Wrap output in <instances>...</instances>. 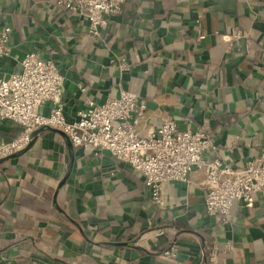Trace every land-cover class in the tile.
<instances>
[{
  "label": "crops",
  "instance_id": "0c3cea01",
  "mask_svg": "<svg viewBox=\"0 0 264 264\" xmlns=\"http://www.w3.org/2000/svg\"><path fill=\"white\" fill-rule=\"evenodd\" d=\"M2 26L11 29V51L0 77L17 72L27 51L52 60L69 121L87 99L128 90L145 104L140 135L167 119L205 130L216 145L210 154L236 168L264 148V0H126L98 35L55 0H0ZM234 28L244 36L230 40ZM20 127L0 120V142ZM203 177L193 170L188 182H167L158 206L128 163L68 148L44 130L0 163L1 263L264 264V192L234 202L219 224L203 214ZM227 240L231 252L205 261L214 241ZM170 243L179 246L175 258L162 255Z\"/></svg>",
  "mask_w": 264,
  "mask_h": 264
},
{
  "label": "built area",
  "instance_id": "2783aa9c",
  "mask_svg": "<svg viewBox=\"0 0 264 264\" xmlns=\"http://www.w3.org/2000/svg\"><path fill=\"white\" fill-rule=\"evenodd\" d=\"M126 0H55L87 23V32L98 35L109 16L118 15ZM9 26L0 27V59L10 54ZM234 28L229 39L243 37ZM20 69L8 77H0V120L21 125L15 138L0 142V158L26 147L31 134L41 126H53L63 131L76 148L101 156L107 152L116 160L128 163L144 181L150 200L162 204V191L167 182H188L193 170L203 173L204 216L216 223L227 224L232 204H250L256 192H264V148L248 159L242 167H232L218 156L214 137L205 130L179 129L167 119L145 135L138 133V117L144 115L145 104L135 92L122 90L119 96L102 103L87 99L75 120H67L62 111L63 77L55 63L27 51L20 59ZM122 70L127 65L122 62ZM50 104L47 114L40 108ZM159 235V233H157ZM170 243L162 252L175 258L179 249ZM233 244L223 246L214 241L205 261H217L220 251L231 252ZM2 257L0 256V264ZM129 264V263H128Z\"/></svg>",
  "mask_w": 264,
  "mask_h": 264
},
{
  "label": "water",
  "instance_id": "95a60500",
  "mask_svg": "<svg viewBox=\"0 0 264 264\" xmlns=\"http://www.w3.org/2000/svg\"><path fill=\"white\" fill-rule=\"evenodd\" d=\"M44 130H50V131H53V132H56V133L60 134L64 138V140H65L66 145L68 146V148H71L72 143H71L70 139L68 138V136L63 131H61L60 129L55 128L53 126H48V125L41 126V127L37 128L36 130H34V132L31 134V139H30V141L28 142V144L26 145L25 148H23V149H21L19 151H16V152H14V153H12L10 155H7L5 157L0 158V163L2 161L6 160V159H9V158H13V157L18 156L19 154H21L22 152H24L25 150H27L28 148H30L32 146L35 138L37 137V135L40 132L44 131ZM71 163H72V154L69 155V160H68V164H67V170H66L65 177L67 176V174H68V172L70 170ZM65 177L63 178L62 182H64Z\"/></svg>",
  "mask_w": 264,
  "mask_h": 264
},
{
  "label": "trees",
  "instance_id": "16d2710c",
  "mask_svg": "<svg viewBox=\"0 0 264 264\" xmlns=\"http://www.w3.org/2000/svg\"><path fill=\"white\" fill-rule=\"evenodd\" d=\"M14 122V121H13ZM16 123V122H15ZM20 125V124H19ZM21 126V125H20ZM22 132V127L19 128V134ZM208 228V227H207ZM208 233L204 232V235L205 237L208 239V241H210V238H209V234L207 235Z\"/></svg>",
  "mask_w": 264,
  "mask_h": 264
}]
</instances>
